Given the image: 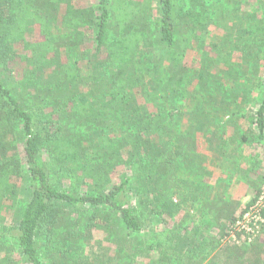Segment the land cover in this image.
<instances>
[{
    "label": "trees",
    "instance_id": "1",
    "mask_svg": "<svg viewBox=\"0 0 264 264\" xmlns=\"http://www.w3.org/2000/svg\"><path fill=\"white\" fill-rule=\"evenodd\" d=\"M79 1L62 18L55 0H0V264H70L84 244L95 254L86 264H173L196 242L174 220L203 201L218 247L264 188L249 179L256 197L239 212L225 193L213 196L206 178L180 173L211 176L201 137L219 159L263 144L264 90L255 108L249 86L223 87L251 81L264 47V0L260 15L233 9L234 18L245 14V39L231 30L212 40L219 3ZM164 109L181 110L173 124ZM258 170L252 163L244 172ZM252 244L231 245L224 264H264Z\"/></svg>",
    "mask_w": 264,
    "mask_h": 264
},
{
    "label": "rangeland",
    "instance_id": "2",
    "mask_svg": "<svg viewBox=\"0 0 264 264\" xmlns=\"http://www.w3.org/2000/svg\"><path fill=\"white\" fill-rule=\"evenodd\" d=\"M55 1H57L59 5L60 14H61L60 16L62 18L63 15L69 11L70 8H79L82 7L84 4L83 1H79V0H55ZM239 1L240 0H206L207 6L212 8V10H214L213 7L215 5L213 3H219L221 5H224L222 12H219L220 15L214 16L215 23L210 26L208 32L209 40L229 34L231 33L230 32L231 30L235 31V35H239V36L243 35L244 39L247 37L244 36L243 30L242 29L240 30V28H242L245 25V21H244L245 19L243 18L245 17L243 16L245 14L234 18L235 15L234 13L237 12H233V9H239L238 12L241 11L240 13L248 11L247 13L250 15H255V14L260 15L262 14V7L259 4L260 3L259 0H243L244 1L243 4L240 3ZM95 2L96 0H89V3L91 5H95ZM238 17H240V19ZM249 18L250 17L246 19ZM234 21H238L237 22L238 26L236 30L233 29L232 26V23ZM239 23L242 24L240 27H239L240 25ZM183 30L185 29L183 28ZM36 35L37 38L40 39L38 26H37ZM257 56H258L257 60L250 65L249 71H247L249 78H251L250 82H242L243 79L242 81L229 82L226 81L225 79V86L223 87V90L224 89L226 90L229 87L240 88L243 85L249 86L251 90L250 98L251 99L253 98V102L250 104L255 106V108L260 105L262 101V92L264 90V85H263L264 47H260ZM240 58H241L240 53L239 54L236 53L234 55V61H239ZM192 59L194 60L193 64H191ZM191 62H190L191 66H194L196 68L199 67V63H200L199 54L195 53L194 56L191 57ZM16 70H17L16 74L18 75V73L21 71V65L18 66ZM236 70L239 72L240 67L236 66ZM226 73L231 74L229 71H227ZM235 94H239V92H236ZM160 102L164 103V101H160ZM239 102L241 103L242 101L239 99ZM180 111H175L173 109H169V110L164 109V113L171 114L170 117L167 118L166 123L173 124L175 120V117H173V115L178 114ZM226 129L228 130L226 137H228V135L231 134V131L228 128ZM240 146L241 145H238L237 148L238 151L235 154L229 153L227 156L225 155L223 159L221 158L219 159L213 155L212 151H210L209 149L207 142H205L204 138L201 137L200 153L206 156L207 168L205 165V169L207 173L209 172L211 173V176H208L209 175L208 174L207 177L206 174L200 173L197 170L193 171V169L191 168L181 172L180 173L181 177L191 178V179L206 178L207 180L206 183L213 185L214 186L213 188L216 191V194H214L213 196L220 197V195H223L225 193V200L232 201L235 204V207L238 208L240 212L242 209L247 208L248 205H250L251 201L256 197V189L253 183L251 184L249 182V179L255 181L259 186V188L261 189L264 188V141L262 145L256 144L255 146L254 145L248 146V144L243 143L242 147ZM213 160L215 161L216 165H212L211 161ZM252 163H256L257 165H259V170L257 174L251 172V174L248 175L247 173H245L246 171L244 172V170L251 169ZM81 179L82 177H77L73 180V183L74 184L76 183V185H78L76 181ZM177 198H178L177 196L174 197V199ZM205 202L206 201H203L198 206L187 207L185 210H182L181 214H179L174 220L176 226L179 225L183 227L179 231L185 229L189 234L194 235L196 237V242L189 243V248L187 249L185 254L178 255L177 258L174 257L173 264H214L215 259L217 264H224V262L227 261V259L230 258V255L233 253L230 250L231 248H233L231 245L242 246L241 244L244 241H241L239 237L237 239H234L232 238V236L231 237L229 236L221 242V245L215 247L212 241L213 239L214 240L219 239L221 233L220 230L216 228L217 226L214 225L215 223L210 226V224H212L214 221L210 216H208L207 213L208 210L204 206ZM1 203L3 205L5 215L7 216V218L11 219L10 203L2 200ZM172 226H174V224H172L168 228L171 229L173 228ZM261 229L263 228L261 227ZM177 230L178 228L176 229V232ZM263 233L264 231L260 230V232L253 238L250 244L253 243L251 247H253L254 249L255 247H257L258 252L264 255V237H260ZM100 238L102 239L103 243H106L105 237L102 236ZM161 239L165 240V238H161ZM95 241H97V239L91 242L92 246L96 244ZM147 241L150 242L149 238ZM174 241H177V239L174 238ZM174 241L172 240L171 243H174ZM100 249L101 247L98 246V248L95 250L94 253H99ZM52 255H54L53 252H51V256ZM94 257L95 254L92 253L89 254V249L87 247V244H84L82 246L81 251L78 252L75 256H72L69 259V261L70 264H86L87 261L92 260ZM243 258L244 257H241L240 260H245V258L244 259ZM43 261L44 264H51V261L48 259V257L43 258ZM146 261L147 259H144L143 261L139 260L136 261V264H145Z\"/></svg>",
    "mask_w": 264,
    "mask_h": 264
},
{
    "label": "built area",
    "instance_id": "3",
    "mask_svg": "<svg viewBox=\"0 0 264 264\" xmlns=\"http://www.w3.org/2000/svg\"><path fill=\"white\" fill-rule=\"evenodd\" d=\"M264 224V194L240 216L233 227L232 238L252 242ZM239 235V236H238Z\"/></svg>",
    "mask_w": 264,
    "mask_h": 264
}]
</instances>
